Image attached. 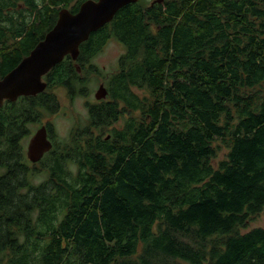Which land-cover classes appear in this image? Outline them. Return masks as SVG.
I'll use <instances>...</instances> for the list:
<instances>
[{
  "label": "trees",
  "instance_id": "16d2710c",
  "mask_svg": "<svg viewBox=\"0 0 264 264\" xmlns=\"http://www.w3.org/2000/svg\"><path fill=\"white\" fill-rule=\"evenodd\" d=\"M84 1L0 0V79ZM147 2L0 107V264H264V228L247 230L264 215V0ZM109 40L123 54L106 98L68 141L47 123L31 164L30 126L60 110L54 89L87 95Z\"/></svg>",
  "mask_w": 264,
  "mask_h": 264
},
{
  "label": "water",
  "instance_id": "95a60500",
  "mask_svg": "<svg viewBox=\"0 0 264 264\" xmlns=\"http://www.w3.org/2000/svg\"><path fill=\"white\" fill-rule=\"evenodd\" d=\"M163 1L155 0L154 3ZM137 2L138 0H86L74 14L61 9L52 29L15 68L0 79V107L4 101L14 102L19 97L36 96L44 91L46 83L43 77L54 66L65 56L76 60L80 44L91 33L108 24L121 8ZM106 96V88L100 84L94 98L102 100ZM51 148L46 128L42 126L29 140L26 158L31 164H36Z\"/></svg>",
  "mask_w": 264,
  "mask_h": 264
},
{
  "label": "rangeland",
  "instance_id": "374dc122",
  "mask_svg": "<svg viewBox=\"0 0 264 264\" xmlns=\"http://www.w3.org/2000/svg\"><path fill=\"white\" fill-rule=\"evenodd\" d=\"M147 4L152 2V0H147ZM123 54V47L114 40H110L104 48L91 59L90 64L93 66L94 71H98L97 74L88 75V84L87 89L88 93L84 97H79L70 101L66 95V92L63 89H54L53 93L57 97V100L60 105V110L55 115L50 117H44L37 124L30 126L31 132L33 133L39 125L46 124L51 122L53 127V132L56 141H68L70 132L76 126H86L87 125V109L85 107L86 103H94V94L98 89V86L102 83L104 84L105 77L113 74L118 69V60L119 57ZM139 95L142 92L135 91ZM94 135L97 134V131L93 132ZM27 140H23V144L26 145ZM226 149L222 150L217 154V160L224 158ZM37 168L40 170L39 173H36L32 179V183L37 184L42 182L46 173L43 171L39 165ZM262 227L264 228V215L256 218L253 222L248 224V229Z\"/></svg>",
  "mask_w": 264,
  "mask_h": 264
},
{
  "label": "flooded vegetation",
  "instance_id": "af4514ba",
  "mask_svg": "<svg viewBox=\"0 0 264 264\" xmlns=\"http://www.w3.org/2000/svg\"><path fill=\"white\" fill-rule=\"evenodd\" d=\"M139 1V0H138ZM152 1H155V0H152ZM62 9H67L69 12H70V9H71V7L69 6V9L68 8H62ZM77 12V11H76ZM75 12V13H76ZM70 13H72V12H70ZM72 14H74V13H72ZM57 21V20H56ZM44 38V37H43ZM41 41V40H40ZM39 41V42H40ZM110 41V40H109ZM109 41H107L106 42V44L109 42ZM118 43V42H117ZM105 46V45H104ZM104 48V47H103ZM66 57V56H65ZM64 57V58H65ZM70 57V56H69ZM78 57V56H77ZM71 58V57H70ZM77 59V58H76ZM72 60V59H71ZM72 61H76V60H72ZM74 66L76 67V69L78 68L79 70H77V72L78 73H80L81 72V69H80V67H79V65H77V64H74ZM55 67V66H54ZM86 67H88V65H86ZM45 77V76H44ZM102 84V83H101ZM95 99V98H94ZM96 100V99H95ZM96 101H101V100H96ZM10 102V101H9ZM15 102V101H14ZM13 103V102H12ZM55 115V114H54ZM47 123H49V124H51V122H47ZM47 123L46 124H41V125H39L38 126V128L33 132V133H31L30 135H29V137H28V141H27V143H26V145H25V154H26V151H27V146H28V142H29V140L31 139V137L35 134V132L40 128V127H42V126H45V128H46V131H47V139L50 141V143L52 144V147H53V139L52 138H50V136H49V130H48V128H47ZM53 128V127H52ZM53 135H54V132H53ZM54 139H55V136L53 137ZM55 141H56V139H55ZM37 164V163H36Z\"/></svg>",
  "mask_w": 264,
  "mask_h": 264
}]
</instances>
